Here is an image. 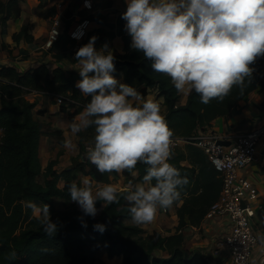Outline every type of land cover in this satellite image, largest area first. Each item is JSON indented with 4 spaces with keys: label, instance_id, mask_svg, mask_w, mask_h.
Instances as JSON below:
<instances>
[{
    "label": "trees",
    "instance_id": "trees-1",
    "mask_svg": "<svg viewBox=\"0 0 264 264\" xmlns=\"http://www.w3.org/2000/svg\"><path fill=\"white\" fill-rule=\"evenodd\" d=\"M17 5V0L0 1L3 21L17 14ZM49 12L53 13L54 10ZM121 14L118 23L123 20ZM89 19L107 27L85 30L80 39L81 45L93 34L97 36V48L104 42L110 45L116 34L113 25L107 24L100 15H89ZM69 23L68 19H64L62 31L58 27L59 34L48 47L57 60H76L71 46L77 40L68 34ZM119 34L123 38L125 52L114 55L133 63L114 69L113 75L122 73L125 82L137 87L141 95L156 85L164 96L167 107L165 116L175 135L191 134L199 127H209L218 116L227 117L238 113L239 100L254 90L264 76V56H260L253 62L251 82H247L246 78L243 91L233 86L223 99L212 98L205 104L193 89L189 91L186 102L180 104L181 90L174 87L171 78L154 71L150 61L139 50L130 47V36L125 33L123 26ZM21 38L27 42L32 40L26 24L12 34L16 42ZM80 78L79 71L66 73L61 67H54L50 71L44 62L25 71L0 64V264H93L95 257L86 253V245L96 249L105 248L109 256L122 254V264H207L198 249L184 246L180 229L186 224L198 226L201 223L206 210L219 194L220 178L203 151L192 144L176 146L171 157L181 174L188 177L179 199L182 203L177 207L178 224L173 233L154 231L143 235L141 226L127 222L132 218L123 191L118 201L106 206H102L98 200L97 214L83 217L87 227L82 226L78 219L82 212L77 204L56 208L55 200L70 199L68 186L77 174H88L95 180H101L104 172L98 171L88 159L82 163L76 161L74 165L57 172L53 168L55 161L51 160L43 172V182H39L36 177L41 172L38 154L41 130L32 112L36 101L27 95L33 90L67 95L77 103H61V107L73 106V113H78L90 100V96L84 95L76 87V81ZM93 130L94 127L89 126L79 132L80 151L85 149L83 139ZM134 169H138L140 179L146 165L138 162ZM123 172L128 175L130 171L125 169ZM60 178L65 180L62 187L57 184ZM30 200L38 206L44 202L50 206L51 219L59 223L53 236L44 233L37 220L39 215L33 214V209L27 207ZM96 221L106 224L104 231L93 229L92 225ZM45 248L46 251L43 250ZM155 250H161L166 255L157 256ZM99 264L105 262L100 260Z\"/></svg>",
    "mask_w": 264,
    "mask_h": 264
},
{
    "label": "clouds",
    "instance_id": "clouds-1",
    "mask_svg": "<svg viewBox=\"0 0 264 264\" xmlns=\"http://www.w3.org/2000/svg\"><path fill=\"white\" fill-rule=\"evenodd\" d=\"M126 5L121 15L130 47L154 71L168 75L178 91L194 89L202 103L223 99L233 86L243 91L246 78L251 82L253 62L264 56V0H126ZM73 35L79 38L77 32ZM96 39L93 34L74 54L81 77L76 87L90 100L69 127L73 133L94 127L86 156L98 171L127 169L135 175L138 162L146 170L126 190L113 183L95 184L87 176L73 180L69 196L81 209L78 219L84 227L83 217L97 214L98 200L106 206L118 201L122 191L131 218L150 223L159 210L181 198L188 177L171 161L174 130L160 101L141 99L137 87L113 75L114 52L107 42L97 48ZM27 207L39 211L37 220L46 235L57 232L58 220L51 219L46 202L38 206L30 200ZM92 227L104 231L106 224L96 221ZM259 241L264 244V235Z\"/></svg>",
    "mask_w": 264,
    "mask_h": 264
},
{
    "label": "crops",
    "instance_id": "crops-1",
    "mask_svg": "<svg viewBox=\"0 0 264 264\" xmlns=\"http://www.w3.org/2000/svg\"><path fill=\"white\" fill-rule=\"evenodd\" d=\"M0 1L6 2L7 0ZM17 2V14H12L5 21H3L0 15V64L13 66L18 71H25L44 62L50 71L54 67H61L66 73L68 71H79L78 68L80 65L77 58L75 61H71L68 58L57 60L54 57V52L44 46L49 26L55 18H59L58 27L61 31L64 27V19L70 21L68 27V34H70L71 31L75 29L80 30L82 27H84L83 33L85 30L93 27H107V25H101L96 20L89 19V15H100L107 24L113 25V30L116 32L109 45L113 52L115 54L125 52L123 38L119 34V29L123 26L125 33L128 35L129 33L124 27L126 23L124 18L121 23H118L117 20L120 14L126 10V0H17ZM85 3L90 6L87 7ZM33 4L36 7L35 10H33ZM50 10H54V12L50 13ZM23 24L27 25V32L32 35V40L27 42L21 38L19 42H16L12 39V34L17 32ZM116 77L125 82L122 73H119ZM189 91L187 87L181 90L180 104L186 102ZM27 96L31 100L36 101L32 112L34 118L38 120L41 130L38 145L41 165V172L39 174L42 173L43 175L47 163L51 160L55 161L53 168L57 172L71 166L73 164V158H76L77 162H85L88 159L86 156L87 150L80 151L79 149L80 131L73 133L69 127L71 121L79 112L73 113V106H65L62 108L61 104L54 98V95L49 92H30ZM149 97L156 98L160 101L162 111L165 114L167 107L164 104V96L159 93L156 85L149 87L147 92L141 95V99ZM238 106V113L227 117L218 116L211 121L209 127L221 133L229 130H246L263 123L264 76H262V82L257 84L254 90L239 100ZM88 136L86 135L83 139L85 149L90 146L85 142ZM89 142L92 143L91 138ZM184 163L187 164L186 161ZM133 171L135 175H133L132 171L128 175H125L123 170L120 172H104V177L101 180L92 179L95 184L101 185L109 182L117 184L114 178L117 181H121L122 179V183L124 184L122 189H128L132 187L133 183L139 180L138 169H134ZM242 172L255 180L260 192V202L262 204V208L257 210L252 222L258 236V242L249 264H264V244L259 241V237L264 235V156L259 153L257 161L254 164L246 166ZM85 176L91 178L88 174H77L73 180L79 182ZM64 183L65 180L62 178L57 181L60 187ZM180 203L181 200L175 202L165 212L162 209L159 210L156 215L158 216L157 221H154L153 226L150 222V231L163 232L165 229L167 231L170 229L172 232L176 231V225L178 224L177 207ZM224 221L226 220L223 217H215L204 224L200 223L198 226L186 224L180 229L183 233L184 246L188 249H198L204 258L207 256V264H222L220 258L208 255L205 249L215 238L224 233L226 227ZM127 222L146 227L145 223H136L133 219ZM85 251L87 254L95 257L93 264L100 260L104 261L105 264H122L123 261L122 254L109 256L105 248L96 249L90 245H86ZM158 251L162 253L161 250H155L154 253H158Z\"/></svg>",
    "mask_w": 264,
    "mask_h": 264
},
{
    "label": "built area",
    "instance_id": "built-area-1",
    "mask_svg": "<svg viewBox=\"0 0 264 264\" xmlns=\"http://www.w3.org/2000/svg\"><path fill=\"white\" fill-rule=\"evenodd\" d=\"M86 6L90 5L86 4ZM58 24L59 18H55L44 43L46 48L57 38ZM83 31L84 27L70 32V37L77 40L71 46L73 56L81 46ZM74 32L78 33L79 38L73 35ZM54 98L59 104L77 103L76 100L63 94H54ZM219 140L227 143H221ZM186 143L203 151L220 178L219 194L206 210L201 223L204 224L215 217H223L226 220L224 221L226 227L224 233L206 247L205 252L220 258L222 264H249L258 242L252 222L257 210L262 208V204L255 180L244 174L242 170L254 164L259 153L264 156V122L246 130L219 133L210 127H199L188 135L174 134L173 148ZM166 210L167 208L162 209L164 212ZM205 259L207 260V256Z\"/></svg>",
    "mask_w": 264,
    "mask_h": 264
},
{
    "label": "rangeland",
    "instance_id": "rangeland-1",
    "mask_svg": "<svg viewBox=\"0 0 264 264\" xmlns=\"http://www.w3.org/2000/svg\"><path fill=\"white\" fill-rule=\"evenodd\" d=\"M51 24H52V22H51ZM50 27H51V25L49 26V29H50ZM48 34H49V31H48V33H47V35H46V37H45V41H46V39H47V37H48ZM13 42V41H12ZM45 43V42H44ZM46 92V91H45ZM51 94L52 95H54V94H58V93H54V92H51ZM53 130V129H52ZM93 134H94V131H92V134L90 133L89 134V136H88V138H86L85 139V142H87V144L88 145H91L92 143H90L89 142V139L91 138V139H93ZM93 141V140H92ZM87 145V146H88ZM180 146H183V145H180ZM84 150H87V149H84ZM76 158L74 159L73 158V161H72V165H74L75 164V162H76ZM37 179L39 180V182H41L42 180H43V175H42V173L41 174H39L38 175V177H37ZM114 180L116 181V185L120 188V189H122L123 188V181H122V179H121V181H117L116 180V178H114ZM110 181V180H109ZM109 183H111V182H109ZM177 202V201H176ZM72 203H74V204H77V202H75V201H73V200H61V199H58V200H55V206H56V208L57 209H63L64 207H66V206H68V205H70V204H72ZM181 203H182V200H181ZM181 203H180V205H181ZM78 205V204H77ZM79 206V205H78ZM33 214H35V215H40V213H39V211L37 210V209H33ZM157 219H158V216H156L154 219H153V221L151 222V224H152V226H153V223H154V221H157ZM144 224V223H143ZM145 226L146 227H142V229H143V232H142V234L144 235V234H148V233H152V232H154V231H150L151 230V225H150V223H145ZM155 226V225H154ZM169 230V232H167V230L165 229L162 233L163 234H166V233H173L172 231H170V229H168ZM161 252L160 251H158V253H154V254H156L157 256H164V255H166V253H164L163 251H162V253H161V255H159ZM95 264H99V262L97 261Z\"/></svg>",
    "mask_w": 264,
    "mask_h": 264
},
{
    "label": "water",
    "instance_id": "water-1",
    "mask_svg": "<svg viewBox=\"0 0 264 264\" xmlns=\"http://www.w3.org/2000/svg\"><path fill=\"white\" fill-rule=\"evenodd\" d=\"M132 63H133L132 61H130L128 59H122V58H116V60L114 61L115 69L118 68V67H120V66L130 65ZM219 142H221V143H227L224 140H219Z\"/></svg>",
    "mask_w": 264,
    "mask_h": 264
}]
</instances>
